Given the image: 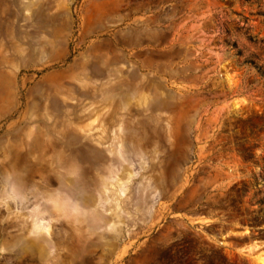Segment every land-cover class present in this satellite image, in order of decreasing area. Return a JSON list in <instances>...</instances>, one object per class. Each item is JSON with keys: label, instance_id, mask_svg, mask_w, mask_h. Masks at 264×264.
Returning a JSON list of instances; mask_svg holds the SVG:
<instances>
[{"label": "rangeland", "instance_id": "obj_1", "mask_svg": "<svg viewBox=\"0 0 264 264\" xmlns=\"http://www.w3.org/2000/svg\"><path fill=\"white\" fill-rule=\"evenodd\" d=\"M0 264H264V0H0Z\"/></svg>", "mask_w": 264, "mask_h": 264}]
</instances>
